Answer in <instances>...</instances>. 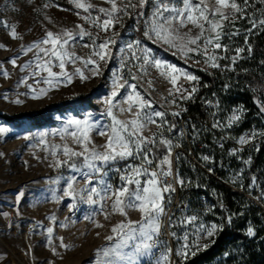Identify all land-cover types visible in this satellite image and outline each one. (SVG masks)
Here are the masks:
<instances>
[{
	"label": "rangeland",
	"instance_id": "obj_1",
	"mask_svg": "<svg viewBox=\"0 0 264 264\" xmlns=\"http://www.w3.org/2000/svg\"><path fill=\"white\" fill-rule=\"evenodd\" d=\"M83 2L92 5L89 12L77 9L70 0H0V45H4L0 47V116L14 117L29 113L36 118L33 121L22 120L15 123H8L0 118V127L7 129V132L0 133V252H2L1 257L4 258L1 264H12L10 261L12 253L21 264H31L30 255L33 264H48L43 261L46 256L59 251L64 254V264H86L89 260H92V264H97L98 260L109 259L103 257L102 251L98 255V250L112 247L117 243V237L112 232V228L121 221H141V213L128 210L126 217L113 213L107 218L89 222L81 221L80 218L76 220L68 218L66 198L69 195L65 193L71 182L70 177L74 173L92 171L84 166L83 156H74L69 159L64 155L65 145L75 152L84 151V146L71 135L76 128L69 121L88 119L90 123L107 129L111 124V117L107 115L108 105L105 101L110 97L115 81L124 85L118 89V95L113 98L116 107H113L112 111L116 117L120 120L133 118L135 107L132 112H121L120 107L127 108V104L123 101L132 91L130 86L135 85L136 91L151 101L152 110L164 112V119L167 121L162 128H157L161 120L159 117L155 118L157 123L148 124L143 130V135L152 137L153 134H157L158 140V134L162 131L166 138L169 127L168 116L179 117L182 114L183 106L191 99V97L185 98L191 90L185 86L188 80L184 79L180 73L173 74L178 77L176 87L181 89L178 92L169 79L161 75L162 71L167 72L168 69H157L151 62L144 64V50H150L148 52L150 61L153 58L165 61L197 77V70L214 69L210 64L205 63L206 57L199 52L184 55L176 48L157 40L154 34L145 36V31L152 23L157 0H147L143 7L139 6V0H130L131 4L137 6L128 7L127 14L118 13L119 19L113 22V27L107 32L89 21L97 16L101 18V21L105 19L106 17L99 12V9L110 10L111 4L107 0H83ZM116 2L120 8L129 4V0H116ZM164 2L169 6H183L182 0H164ZM205 2L210 9L215 6L214 0H205ZM65 4H67L66 7ZM85 17H88V20ZM223 23L226 34L223 35L220 43L224 39H231L237 35H233L237 32L231 31L232 22L224 21ZM5 25H15L21 38H11L10 28ZM174 27L179 28L181 36L186 33L191 36L199 34V29L191 24L187 27L178 25ZM81 28L91 33L92 37L80 38L78 33ZM49 31L61 35L65 31L73 33L75 39L70 40L65 48L85 60L92 54L93 39L96 44L102 43L106 37H113L116 42L108 46L110 58L101 61L98 57H92L99 64L98 75L93 74L96 64L85 66L82 60H66L65 71L72 76L71 83H68L65 77L58 76L53 86H50L43 82V79L47 77L46 72H41L35 77L31 75L37 70L35 61L38 49L34 48L27 53L24 51L34 42L44 39ZM128 45L132 47L129 48ZM42 46L51 47V45ZM201 47H203L202 43ZM221 51L223 49H216L215 54L224 57ZM208 54H213L211 46ZM39 55L45 60L49 59L44 53ZM171 56L175 59L170 58ZM233 56H237V53L231 56L230 63H233ZM14 58L16 66L11 63ZM30 61L32 66L21 71V67ZM51 63L54 65L52 71L59 73L61 71L58 66L59 61L52 57ZM141 65L146 71H141ZM76 68L81 69L86 79L82 80L75 73ZM4 71L9 74L7 78L2 74ZM133 76L136 79H133ZM25 77L27 82L21 83ZM37 80L40 83H37ZM28 85L35 88L36 92L31 91ZM40 89H48L47 95L33 98L39 95ZM185 89L187 91H184ZM211 97L215 100L214 96ZM16 100H20L21 103H15ZM175 112L180 115L173 116L172 113ZM215 125L219 126V123L215 122ZM181 127L186 130L184 124L179 127L177 140L184 139ZM258 135L259 133L256 134ZM89 137L90 143L87 144L89 149L104 151L103 145L107 143L106 136L99 135L98 130L93 129L89 132ZM191 139L194 140L195 135ZM57 161H67V163L57 166ZM73 163L76 165L75 168L70 166ZM96 163L98 166L102 165L99 161ZM236 164H239L238 161ZM236 164L233 168L238 172L239 166ZM13 222L19 228L17 236H11L5 228L6 224ZM29 223H34L35 229L23 237L24 227ZM97 224L102 227H97ZM48 228L53 229L51 235L47 232ZM109 236L113 239L109 240ZM61 238L67 247L61 246ZM180 247V244L174 245L172 261L183 260L182 257L175 255L176 249ZM23 248H28L26 255L21 253ZM167 248L168 246L165 245L164 251ZM124 251H131L130 246ZM237 251L233 249V254ZM159 257L160 255L154 253L143 256L140 257L138 264H155ZM211 264H227L226 256Z\"/></svg>",
	"mask_w": 264,
	"mask_h": 264
},
{
	"label": "snow or ice",
	"instance_id": "obj_2",
	"mask_svg": "<svg viewBox=\"0 0 264 264\" xmlns=\"http://www.w3.org/2000/svg\"><path fill=\"white\" fill-rule=\"evenodd\" d=\"M111 4V9L100 8L99 12L103 13L106 17L101 21L99 16L92 18L89 22L94 24L97 28L107 32L111 27H113V22L119 19L118 13L123 12L127 14V8H135L137 5L130 3L125 5L124 8L117 6L116 0H107ZM264 2V0H262ZM77 9H83L84 12H89L92 5L86 4L83 0H70ZM147 3V0H139V6L143 7ZM215 6L209 8L205 0H198V2H193V0H182V7L169 6L164 0H157V6L153 12V20L151 26L145 31V36H150L154 34L157 40L162 41L173 48H176L184 55L191 52H199L206 57L205 63L210 64L212 68L221 67L218 61L226 57H220L215 54L216 49H223L227 52L228 46L222 45L220 43L224 32V21L229 23L233 22L236 18H244L246 15L245 9L249 5V0H243V6L237 2V0H214ZM168 13V15H165ZM264 16V12L261 13ZM88 20V17H85ZM249 22L252 28H260L264 31V18L259 20L249 18ZM191 24L193 27L199 29V34L195 36L188 35L187 33L183 36L179 34V28L174 27L178 25L179 27H187ZM207 26V27H206ZM5 27L10 28L9 35L13 39H20L16 31L15 25H5ZM251 31V29H249ZM207 33V34H206ZM214 34V35H213ZM238 34L233 33V35ZM80 38L84 36L92 37V34L81 28L78 33ZM115 35V34H114ZM75 36L69 31H65L63 35L54 34L49 31L46 33V37L39 42H34L32 45L24 49L25 53L32 51L34 48L38 49L35 61L36 71L32 72V76H39L41 72H46L47 77L43 79L45 84L53 86V82L56 77L63 76L68 83H71L72 76L65 71V62L82 60L85 66L89 64H96V68L93 69V74H99V64L92 57H98L99 60L104 61L110 58L109 55V45L114 44L116 41L113 37H106L103 39L102 43L96 44L95 39H93L92 54L88 59L76 56L75 53L69 52L65 45L69 44L70 40H74ZM201 43L203 47H201ZM139 44V41H137ZM42 45H51L50 48L43 47ZM212 47L213 54H208L209 47ZM4 47V45H0ZM89 47V45H85ZM129 48L132 45H128ZM150 50L145 49V55L143 57L144 64L152 63L157 69H168L169 71L161 72V75H165L170 83L176 88V91H181L180 88L176 87L177 76L174 73H180L184 79L188 81H198V77L192 75L186 71L177 69L174 65L168 64L165 61L153 58L149 60L148 52ZM237 56L244 51L243 48H237ZM248 51L251 52V45H248ZM39 53H44L49 59H43ZM237 56L232 57V62L235 63ZM55 57L59 61V68L61 71L59 73L52 71L54 66L51 63V58ZM199 62V61H197ZM11 63L16 66V59H12ZM32 66V62L25 64L21 67V71ZM141 71H146L143 65L140 66ZM75 73L80 76V78L86 79L80 68L75 69ZM6 78L8 77V72L4 71L2 73ZM136 79L135 76L132 77ZM27 77H25L21 83H26ZM40 83L39 80L36 81ZM151 83V82H149ZM31 91L36 92V89L31 85H28ZM124 87L122 84H118L114 81L113 91L110 97H108L105 103L108 105L107 115L111 117V124L105 129L103 126H97L89 122L88 119L77 120L72 119L69 121L70 124L75 125L76 130L71 133V135L76 139L78 143L84 146L83 152H75L70 149L67 145L64 146L63 152L66 157L71 159L74 156H83L84 166L95 173H102V168L97 165L99 161L102 165H107L112 161L116 160H126L129 157L139 158L141 164L139 166H129L125 174L120 176L123 184L120 187L113 189L111 184H107L102 178L98 183L103 185V188L98 191L96 187H92L88 190V196L86 203L90 205H95L98 203L96 199H93V194L99 198V201L110 200L112 213H118L121 216H127L128 210H136L141 213V221L133 222L128 220L127 222L121 221L112 228V232L117 237V243L112 247H106L102 250H98V255L102 251L103 257L109 258L106 260H98L97 264H138L140 257L150 256L153 254V249L157 246L156 237L158 236L161 228V217L166 214L165 212V193H171L175 191V188L171 183L168 182L167 178L173 176L172 173V150L174 147H179V144H173L170 139L164 137L161 131L159 139L157 140V134H153L152 137H146L143 135V130L148 124H156L155 118L159 117L161 120L160 124H157V128H162L167 121L164 119L165 113L162 111L152 110L151 101L147 100L138 91H136V86L131 85L132 91L128 93L123 103L127 104V108L120 107V111L132 112L135 107L136 111L133 114L131 120H120L113 113V107L116 105L113 103V98L118 95V89ZM48 89H40L39 95L33 98H40L42 95H47ZM184 91H187L186 89ZM197 91L194 86L188 96L185 98H190L193 93ZM171 94V92H170ZM15 103H21L20 100H16ZM264 111V106L261 108ZM241 111L242 110H238ZM173 116H179L180 113H172ZM240 115L236 112L229 120V126L232 122L239 121ZM216 125H214L215 127ZM175 125H170L167 131L171 132ZM93 129L98 130V134L107 137V143L103 145L104 151H96L95 148L89 149L87 144L90 143L89 132ZM7 132L6 128L0 127V133ZM264 135V133H260ZM256 133H252L254 138ZM27 138V137H26ZM241 144L247 143V137H241ZM159 144L165 146L167 149V154L159 161L156 165V169H152L150 166L153 164V160L149 157V153L152 152V148L149 145ZM87 153V154H86ZM55 154V153H53ZM207 160L208 157H203ZM67 163V161H57V166ZM75 168V163L70 165ZM85 178H88V173H82ZM141 177H146V179L141 180ZM177 183L181 186L184 185L182 179L173 177ZM253 182L255 178L253 177ZM134 186V187H130ZM22 195V193H21ZM65 195L73 196L72 183L68 184V191ZM19 198V197H18ZM83 199V197H82ZM170 200V197H169ZM101 210H103V203L100 204ZM5 215H7L5 213ZM107 218V214L105 215ZM196 220V217L187 218L184 223L191 224ZM227 222L231 223V217L227 218ZM97 227H102V225L97 224ZM224 225L212 224L210 226H204L203 224L198 227V234L195 241L192 244L188 243V237L185 235L183 237L185 243L175 251V255L187 259L189 255L195 256L196 252L200 250L199 240L201 235H206L207 237H213L218 231H222ZM47 232L49 235L52 234L53 229L48 228ZM175 236V233L172 234ZM247 235L252 237L255 235V231L252 227L247 229ZM109 240L113 237L109 236ZM214 242V241H213ZM51 243V240H49ZM61 246L67 247L63 244L61 238ZM130 246L131 251H124L125 248ZM209 245L204 244L203 247L207 248ZM195 249V250H193ZM172 249H166L163 251L159 258L156 259L155 264H174L171 259Z\"/></svg>",
	"mask_w": 264,
	"mask_h": 264
},
{
	"label": "built area",
	"instance_id": "obj_3",
	"mask_svg": "<svg viewBox=\"0 0 264 264\" xmlns=\"http://www.w3.org/2000/svg\"><path fill=\"white\" fill-rule=\"evenodd\" d=\"M201 85L202 78L198 77V81H188L185 86L189 90L195 86L198 91L201 89ZM201 99L204 101V106L200 109V112L203 114L205 126L214 135L210 143L204 147L203 143L188 137L186 130L181 127L184 132V139L177 140L175 138L176 140H171L174 145L179 144V147L173 148L171 155L173 176L167 178L168 182L175 188V191L164 194L166 214L161 217V228L156 237L157 246L153 249L155 255H161L166 245L168 246L167 249H172L171 256L173 257L174 245L180 244L182 246L185 243L183 239L185 235L188 237L189 244L195 241L199 225L203 224L206 227L212 224L221 225L219 211L223 207L222 201L218 199L212 187H208L198 180L200 171L232 192L251 201L264 213V180L260 176L259 171L251 170L253 153L258 150L261 142H264V139H262L264 135H260V133H264V120L262 119L260 124L253 121L250 124V128L244 129L238 136H231L227 133V130L238 128L247 112L242 107H233L228 112L224 121L219 123V126L214 127L215 123L213 122L219 118L217 102L212 97H202ZM238 110H242V112ZM234 112L240 115V119L239 121L232 122L231 126H229V120ZM190 123L192 122L190 121ZM261 127H263L262 131H260ZM254 132L256 134L259 133V135L253 138L252 133ZM241 137H247L248 142L241 144L239 142ZM158 145V143L156 145H149L152 148L149 157L153 160V164L150 166L146 165V167L156 169V165L167 154L166 149L165 154L156 157L153 151ZM193 147L202 150V152L196 153ZM212 149L215 150L216 154L212 152ZM203 157H208V159L205 160ZM237 161L239 164H236ZM188 162H191L195 167H188ZM140 164L141 160L139 158L129 157L126 160L118 159L107 165H99L103 170L102 173H95L93 171L74 173L70 177V180L75 195L74 197L69 196L66 198L68 202V218L70 220L80 218L81 221L89 222L103 219L106 214L107 216L112 215L110 200L99 201V198L93 194V199H96L98 203L90 205L85 202L88 190L92 187H96L98 191L101 190L103 185L98 183L101 178L107 184H111L113 189L120 187L123 184L120 176L126 173L130 165L139 166ZM235 164L239 166L238 172L233 168ZM156 170L159 171V169ZM82 173H88V178H85ZM173 177L182 179L184 185L181 186ZM253 177L255 178V182H253ZM144 179L146 177H141L142 182ZM101 203L104 205L103 210L100 207ZM129 211L135 210L129 209ZM190 217H196V220L191 224L183 222ZM5 228L11 236H17L19 233V228L14 222L6 224ZM34 229V223L26 224L23 237L33 232ZM173 233H175V236L172 235ZM217 233L213 237L201 235L199 240L200 250L196 254L205 250L206 248L203 245H209ZM245 235L248 239L252 238L247 235V231ZM30 261L33 264L32 258ZM86 264H92V260H89Z\"/></svg>",
	"mask_w": 264,
	"mask_h": 264
},
{
	"label": "trees",
	"instance_id": "obj_4",
	"mask_svg": "<svg viewBox=\"0 0 264 264\" xmlns=\"http://www.w3.org/2000/svg\"><path fill=\"white\" fill-rule=\"evenodd\" d=\"M237 2L243 6V0ZM245 12L244 18H237L231 24V31L238 34L221 42L229 49L227 52L221 51L226 57L219 61L221 67L210 71L197 70L196 74L202 78L201 89L186 102L179 117L168 116V126L174 124L175 127L171 132H167V139L177 138L179 127L184 124L188 137L192 138L195 135L194 140L203 143L204 147L210 143L214 134L205 126L203 114L200 112L204 106L202 97L214 96L219 108V118L215 120L217 123L223 122L233 107H242L247 112L238 128L227 130L231 136H238L244 129L250 128L253 121L260 124L261 120H264V111L261 110L264 106V31L252 28L248 22L249 18L255 20L264 18L261 15L264 12V2L249 0ZM248 45H251V52L248 51ZM237 48H243L244 51L239 54L235 63H230L229 59L236 53ZM170 58L175 59L172 56ZM0 118L8 123L36 119L35 115L29 113L14 117L2 115ZM262 129L263 127L260 131ZM193 149L196 153L202 152L196 147ZM153 152L156 157L161 156L166 153V147L158 145ZM212 152L216 154L215 150ZM187 165L190 168L195 167L191 162ZM251 170L259 171L264 180V142H261L258 150L253 153ZM198 180L212 187L218 199L222 201L223 207L219 213L224 228L218 231L205 250L182 261L176 260L174 264H211L223 256H226L227 264H264V213L251 201L232 192L201 171ZM229 216L230 224L227 222ZM249 227L255 231L251 239L245 235ZM233 249H237V253L233 254Z\"/></svg>",
	"mask_w": 264,
	"mask_h": 264
},
{
	"label": "crops",
	"instance_id": "obj_5",
	"mask_svg": "<svg viewBox=\"0 0 264 264\" xmlns=\"http://www.w3.org/2000/svg\"><path fill=\"white\" fill-rule=\"evenodd\" d=\"M26 244H27V242H26ZM28 248L27 249L23 248L21 250L22 254L26 255ZM30 252H31V249H30ZM1 255H2V252H0V264L4 261V258H2ZM64 258L65 257H64L63 252L59 251V252H56L55 254L47 255L43 261L47 262L48 264H64V262H65ZM10 261L12 262V264H21L19 261H17L16 257L13 255V253L10 255Z\"/></svg>",
	"mask_w": 264,
	"mask_h": 264
},
{
	"label": "bare ground",
	"instance_id": "obj_6",
	"mask_svg": "<svg viewBox=\"0 0 264 264\" xmlns=\"http://www.w3.org/2000/svg\"><path fill=\"white\" fill-rule=\"evenodd\" d=\"M21 253H22V252H21ZM31 258H32V256L30 255V256H29V261H30Z\"/></svg>",
	"mask_w": 264,
	"mask_h": 264
}]
</instances>
